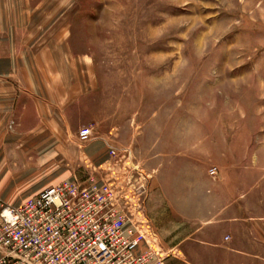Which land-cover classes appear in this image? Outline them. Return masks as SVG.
<instances>
[{
    "label": "rangeland",
    "instance_id": "rangeland-1",
    "mask_svg": "<svg viewBox=\"0 0 264 264\" xmlns=\"http://www.w3.org/2000/svg\"><path fill=\"white\" fill-rule=\"evenodd\" d=\"M37 13L38 33L52 29L93 64L76 147L105 144L100 167L117 150L105 171L128 184L163 246L189 245L197 228L224 233L230 249L264 240V0H50Z\"/></svg>",
    "mask_w": 264,
    "mask_h": 264
},
{
    "label": "crops",
    "instance_id": "crops-1",
    "mask_svg": "<svg viewBox=\"0 0 264 264\" xmlns=\"http://www.w3.org/2000/svg\"><path fill=\"white\" fill-rule=\"evenodd\" d=\"M49 1L0 0V198L18 197L9 206L107 159L105 144L78 148L74 143V126L84 123L77 119L85 117V96L95 90L93 64L62 42L54 44L52 29L36 31L37 12ZM237 220L238 232L245 219ZM206 231L197 228L189 245L182 240L172 249L157 235L161 247L173 251L166 264H229L230 250L236 264H264V240L241 238L230 249L224 233L208 238Z\"/></svg>",
    "mask_w": 264,
    "mask_h": 264
},
{
    "label": "built area",
    "instance_id": "built-area-1",
    "mask_svg": "<svg viewBox=\"0 0 264 264\" xmlns=\"http://www.w3.org/2000/svg\"><path fill=\"white\" fill-rule=\"evenodd\" d=\"M92 134L83 127L77 140L86 145ZM107 152L108 162L85 181H63L0 208V264H166L173 251L139 217L128 184L106 173L118 161L115 148Z\"/></svg>",
    "mask_w": 264,
    "mask_h": 264
},
{
    "label": "bare ground",
    "instance_id": "bare-ground-1",
    "mask_svg": "<svg viewBox=\"0 0 264 264\" xmlns=\"http://www.w3.org/2000/svg\"><path fill=\"white\" fill-rule=\"evenodd\" d=\"M138 248H140V247H138Z\"/></svg>",
    "mask_w": 264,
    "mask_h": 264
}]
</instances>
